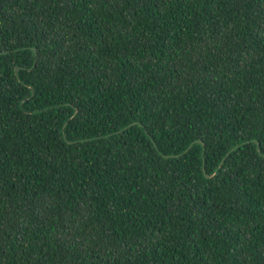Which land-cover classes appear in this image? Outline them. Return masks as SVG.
Segmentation results:
<instances>
[{
    "label": "trees",
    "instance_id": "1",
    "mask_svg": "<svg viewBox=\"0 0 264 264\" xmlns=\"http://www.w3.org/2000/svg\"><path fill=\"white\" fill-rule=\"evenodd\" d=\"M0 264H264V0H0Z\"/></svg>",
    "mask_w": 264,
    "mask_h": 264
},
{
    "label": "water",
    "instance_id": "2",
    "mask_svg": "<svg viewBox=\"0 0 264 264\" xmlns=\"http://www.w3.org/2000/svg\"><path fill=\"white\" fill-rule=\"evenodd\" d=\"M18 71H19V68L16 69V73H18Z\"/></svg>",
    "mask_w": 264,
    "mask_h": 264
}]
</instances>
